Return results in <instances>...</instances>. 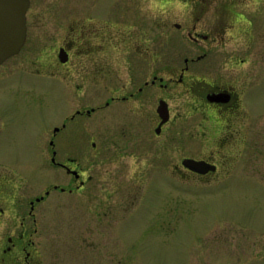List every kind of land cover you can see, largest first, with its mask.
Masks as SVG:
<instances>
[{"label":"flooded vegetation","instance_id":"1","mask_svg":"<svg viewBox=\"0 0 264 264\" xmlns=\"http://www.w3.org/2000/svg\"><path fill=\"white\" fill-rule=\"evenodd\" d=\"M47 1L46 17L61 20L50 21L56 30L51 40L53 43L49 44L54 53L57 52V60L52 64L63 73L62 77L58 74L54 77L63 78L64 82L69 79L88 83L114 81L117 75L111 68L114 61L112 50H107L105 43L99 50L95 47L96 38L101 40V35H106L102 26L97 29L98 32L95 28L83 25L73 27L74 23L79 22L76 19L82 13L69 10L64 0ZM40 3L36 6L40 8L34 10L36 2L30 0L26 14L25 44L31 19L43 14ZM177 4L181 8L178 13L184 19L183 22L171 23L170 18L164 27L169 29L173 26L191 42L194 53L184 59V65H167L164 73L153 75L151 81L145 79L147 71L143 68L130 71L132 77L142 81L136 90L132 88L122 96L112 97L105 106H82L64 117L62 126L55 127L60 129L55 132L54 128L52 136H47L48 148L43 159L32 166L33 169L44 171L43 175H49L40 182L24 176L21 164L0 163V264H45L39 238L44 228L48 227L49 231L58 224V216L66 214V210L70 214L78 210L83 218L77 233L72 235V248L80 245L86 252L98 256L102 253L103 236L112 243L108 227L123 213L133 209L144 188L121 186L119 182L107 188L98 186L100 179L91 172L100 170V158L111 151L112 142L102 138L101 143H94L93 157L80 154L84 139L80 135V127L81 124L85 125L80 118L95 120L103 110L108 109L116 113L119 109L112 108L116 102H119L118 106H124L129 102L141 101L137 110L142 121L123 125L119 134L131 136L135 140L131 144L123 140L125 145L122 148H125L124 152L129 150L130 153H136L142 163L145 160L149 163L150 160L154 161V167L157 160L172 163L171 170L165 171L166 176L175 181L169 190L179 199L183 190L188 188L180 186L183 180H192L194 187L210 186L220 179L239 174V168L245 167V164H250L254 171L256 166L264 167V0H158L161 14L175 12L173 9L178 7ZM136 15L148 18L149 11L144 9L143 2ZM83 20L82 17L81 24ZM86 30L92 37H86ZM112 31L116 33L117 29L110 30V35ZM138 33L135 41L137 48H148L149 44L144 42L145 31L139 28ZM122 39L126 47L135 46L133 35L126 34ZM171 44L166 42L162 46ZM85 47L88 48L87 52L78 53ZM61 51L64 52L65 62L60 59ZM74 57L82 61L76 64ZM101 58L108 68L101 63ZM145 62L146 59L143 60ZM17 66V61L12 58L6 60L0 65V78L12 75ZM132 77L129 82H133ZM151 85L157 86L154 91L159 93L154 107V122L148 124L145 121L149 118V109L143 101L148 94L145 90ZM170 98L182 99L176 109L178 114ZM161 102L167 104L170 114L166 123H161L158 113ZM182 114L190 115L189 122H177L183 117ZM72 122H76L71 128L73 132L77 130V136L71 139L76 141L77 153L60 155L59 147L70 141V137L64 134L68 133ZM4 125L0 115V126ZM114 158L119 159L121 156L117 154ZM186 159L208 163L214 170L204 173L190 170L183 165ZM51 169L62 176L53 178ZM53 191L69 194L70 197L64 202L57 201V207L62 209L54 220L53 212L47 205ZM160 212L157 210L156 216L160 217ZM111 248L108 252L114 253Z\"/></svg>","mask_w":264,"mask_h":264},{"label":"rangeland","instance_id":"2","mask_svg":"<svg viewBox=\"0 0 264 264\" xmlns=\"http://www.w3.org/2000/svg\"><path fill=\"white\" fill-rule=\"evenodd\" d=\"M64 1L69 10L82 13L73 27L83 25L98 32L102 26L106 35H101V40L96 38L95 47L99 50L105 43L107 50H112L114 61L111 68L117 77L114 81L97 83L73 79L64 82L63 78L54 77L63 73L52 64L57 60V52L54 53L49 44L56 30L50 21L61 20L46 17L47 0H35L33 9L41 2L43 14L31 19L27 43L17 56L11 57L18 63L14 73L0 78V115L5 122L0 126V163L21 164L23 175L38 179V182L49 175H43L44 171L32 166L43 159L48 148L46 138L52 136L55 127L62 126L64 117L82 106H105L112 97L122 96L132 88L136 90L142 81L132 77L130 71L143 68L147 71L145 79L151 81L153 75L164 73L165 66L184 65V59L194 53L191 42L182 36L181 31L173 26L164 27L170 18L171 23L183 22L178 4L173 9L176 13L161 14L158 0ZM142 2L144 9L149 11L148 18L136 15ZM82 17L83 24L80 23ZM139 28L145 31L144 42L149 44L148 48L139 49L135 44ZM112 29L117 32L112 31L110 35ZM126 34L133 35V48L124 45L122 38ZM86 37H92L87 30ZM166 42L172 44L163 47ZM87 49L85 47L78 53L87 52ZM81 61L74 57V63ZM104 65L108 68L106 63ZM131 77L133 82H129ZM155 89L157 86L151 85L145 90L148 94L143 102L149 109V118L145 121L148 124H152L156 116L154 107L159 92ZM181 101L170 98L175 112ZM140 103L139 100L118 106L119 102H116L115 106L111 104L113 109H119L116 113L108 109L95 120L80 118L85 122L80 127V135L84 136L80 154L93 157L94 143H101L102 138L112 142L111 151L100 158V170L91 172L100 179L98 186L107 188L119 182L121 186L142 187L139 200L131 211L123 213L108 227L112 243L103 236L102 253L96 256L80 245L72 248V235L77 233L83 218L78 210L71 214L66 210V214L58 216L62 208L57 207V201L64 202L70 197L53 191L47 205L53 212V220L57 216L59 220L51 230L44 228L39 238L45 264H264V167L256 166L254 171L250 164H245L239 168V174L220 179L210 186L194 187L192 180H183L180 186L188 188L183 190L179 199L170 192L169 186L175 181L166 176L165 171L171 170L172 163L157 160L154 167V161L142 163L136 153L124 152L125 148H122L125 145L123 140L129 144L135 140L119 134L123 125L142 121L137 110ZM181 116L177 122H189L190 115ZM76 122L70 123L68 133L64 134L70 137V141L59 147L60 155L77 153L76 141L72 140L77 136V130L73 132L71 128ZM117 154L121 158L115 159ZM51 173L53 178L62 176L55 170ZM157 210L161 211L160 217L156 216ZM103 231L106 234L104 228ZM111 247L114 253L108 252Z\"/></svg>","mask_w":264,"mask_h":264},{"label":"water","instance_id":"3","mask_svg":"<svg viewBox=\"0 0 264 264\" xmlns=\"http://www.w3.org/2000/svg\"><path fill=\"white\" fill-rule=\"evenodd\" d=\"M30 0H0V65L17 55L27 39V11ZM62 62L66 61L64 52H60ZM161 123L169 120V110L166 103L161 102L158 109ZM60 128H55V132ZM53 161L56 162L55 158ZM183 165L190 170L201 173L214 170L208 163L194 159H186ZM210 166L211 168H208Z\"/></svg>","mask_w":264,"mask_h":264}]
</instances>
